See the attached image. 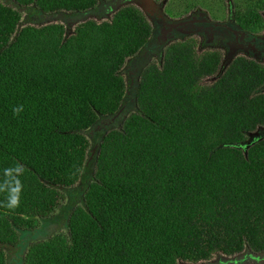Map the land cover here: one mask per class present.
Instances as JSON below:
<instances>
[{"label": "trees", "instance_id": "1", "mask_svg": "<svg viewBox=\"0 0 264 264\" xmlns=\"http://www.w3.org/2000/svg\"><path fill=\"white\" fill-rule=\"evenodd\" d=\"M101 1L0 0V264L3 246L61 208V188L88 164L67 229L29 244L24 264H198L264 251V138L246 142L264 125L262 69L239 57L221 66L219 52L186 37L130 89L122 70L153 35L137 5L72 30L21 26L23 8L88 17ZM118 116L90 159L87 133Z\"/></svg>", "mask_w": 264, "mask_h": 264}, {"label": "rangeland", "instance_id": "2", "mask_svg": "<svg viewBox=\"0 0 264 264\" xmlns=\"http://www.w3.org/2000/svg\"><path fill=\"white\" fill-rule=\"evenodd\" d=\"M233 1L235 2V0ZM236 1L238 4H246L245 0ZM130 3L137 5L145 12L153 28V35L150 42L136 56L130 58L122 70V74L130 89L133 87V80L137 78L144 66L151 62L159 63L161 53L167 43L178 39L182 40L187 37L200 40L203 48L215 50V47H218L217 49L225 51L224 44L226 42V32L223 31L222 25L217 26V24L221 23L219 15L220 12H223L222 6L229 4L230 0H110L106 1V3L101 1L98 10L88 14V17L84 15L82 18L81 15L75 16L76 14L63 17L54 15L49 19L46 16H30V11L23 8L21 9V26L61 20L63 22L67 21L66 25L68 29L72 30L80 21L87 20L88 18H96L99 21L104 20L111 17L123 4ZM220 8H222L221 11L219 10ZM199 11L202 15H198V18L194 16V14H197ZM229 41L231 45L235 43L233 36H229ZM221 59L223 61L222 65L227 66L234 57L224 52ZM217 76L218 75L207 77L203 82L210 84L213 81L212 79H216ZM129 94H133L131 90H129ZM132 100V97H130L126 102L129 107V109L126 110V115L133 108V106L130 105ZM112 120L108 117L101 118L98 125L87 133L92 142L90 159H93L95 156L96 148L102 136L110 128L120 126L123 117L118 116ZM90 174L91 166L88 164L77 184L69 188H61V191L65 195V201L62 207L50 217L42 218L37 229L24 233L20 246H3L7 256V264H24V257L29 244L41 239H47L52 236V234L67 229V218L73 207L81 203L85 188L89 183ZM231 259H237L236 264H257L255 261L251 260L247 252L243 255H239L238 258L231 257ZM222 260L223 258L217 255L212 260L201 261L198 264H215L220 263ZM180 264L195 263L180 262Z\"/></svg>", "mask_w": 264, "mask_h": 264}, {"label": "flooded vegetation", "instance_id": "3", "mask_svg": "<svg viewBox=\"0 0 264 264\" xmlns=\"http://www.w3.org/2000/svg\"><path fill=\"white\" fill-rule=\"evenodd\" d=\"M222 11L221 23L216 24L217 26L222 25L223 31L226 32L225 51L217 49L218 47H215V50L203 48L200 40L198 48L203 52L217 51L221 57L226 52L234 58L239 57L242 60L253 62L264 73V4H235L230 0L229 4L223 6ZM200 14L199 11L194 16L198 17ZM229 36H233L235 39L233 45L230 44ZM261 90L264 92V83L261 85ZM254 138H264V125L251 134L246 142H250Z\"/></svg>", "mask_w": 264, "mask_h": 264}, {"label": "water", "instance_id": "4", "mask_svg": "<svg viewBox=\"0 0 264 264\" xmlns=\"http://www.w3.org/2000/svg\"><path fill=\"white\" fill-rule=\"evenodd\" d=\"M53 16V15H52ZM52 16H48L47 18H51ZM62 15H60L59 17H61ZM77 16V15H75ZM82 18V17H81ZM80 18V19H81ZM79 19V20H80ZM78 20V21H79ZM77 21V22H78ZM245 253V252H244ZM243 253V254H244ZM241 254V255H243ZM249 255V257L251 258V260L255 261L257 264H264V251L262 252H248L247 253ZM239 256V255H238ZM237 256V258H238ZM223 260L220 263H215V264H236L237 263V259H231V257H222Z\"/></svg>", "mask_w": 264, "mask_h": 264}]
</instances>
